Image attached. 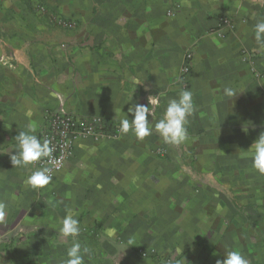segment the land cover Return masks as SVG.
<instances>
[{
	"label": "crops",
	"instance_id": "0c3cea01",
	"mask_svg": "<svg viewBox=\"0 0 264 264\" xmlns=\"http://www.w3.org/2000/svg\"><path fill=\"white\" fill-rule=\"evenodd\" d=\"M39 1L49 13L35 12L37 0H0L3 264H62L67 209L92 250L85 264H216L226 250L264 264V175L249 154L264 133V46L253 31L264 0ZM181 90L195 112L179 145L155 130L143 141L82 139L40 190L25 183L35 165L11 164L18 132L34 125L38 136L50 113L119 125L163 94L150 105L155 125Z\"/></svg>",
	"mask_w": 264,
	"mask_h": 264
},
{
	"label": "clouds",
	"instance_id": "9594fccd",
	"mask_svg": "<svg viewBox=\"0 0 264 264\" xmlns=\"http://www.w3.org/2000/svg\"><path fill=\"white\" fill-rule=\"evenodd\" d=\"M253 31L256 42L264 46V19L255 24ZM223 94L226 98L231 99L236 95V90L226 87ZM160 95L163 94L149 95L148 105L135 103L128 108L127 116L119 120L118 132L121 137L131 132L138 140L143 141L144 138L151 136L155 130L165 144L179 145L188 139V118L195 112L193 93L188 90H181L177 98L169 99L162 118L155 125H152L149 116L152 115L153 107L159 105ZM129 116L132 117L131 120L127 118ZM244 131L246 132L247 128ZM34 133V125L25 131L18 132L15 137L17 147L15 153L10 156V160L15 169H29L39 162L42 166L31 171L25 183L33 190H40L48 186L52 180L53 168L43 166V164L45 160L51 163L54 148L50 140H41ZM249 150L252 168L264 175V133L255 139ZM7 208V203L0 201V221L7 214ZM59 234L71 241L70 246L66 249V258L62 264H85L86 256L91 259L92 250L88 246L82 245L79 240L81 234L80 221L72 209L66 210V215L60 222ZM135 244V238H129L122 254L125 249ZM0 264H3L2 260H0ZM216 264H248V260L238 250H226L224 258L217 259Z\"/></svg>",
	"mask_w": 264,
	"mask_h": 264
},
{
	"label": "built area",
	"instance_id": "2783aa9c",
	"mask_svg": "<svg viewBox=\"0 0 264 264\" xmlns=\"http://www.w3.org/2000/svg\"><path fill=\"white\" fill-rule=\"evenodd\" d=\"M40 12L49 13L44 7H40ZM64 27L71 25L66 22L57 20ZM220 22L230 25L228 19H220ZM190 58V56H189ZM184 71H188L186 68ZM119 125H111L99 117H89L87 119H76L65 112H53L46 116L45 123L41 128L38 138L41 140L47 139L51 141L54 148L51 163L44 161L43 166L53 168L52 180L59 174L65 165V162L73 154V148L76 142L82 139H97L108 135V137H116L119 135ZM38 162L35 167H41Z\"/></svg>",
	"mask_w": 264,
	"mask_h": 264
},
{
	"label": "rangeland",
	"instance_id": "374dc122",
	"mask_svg": "<svg viewBox=\"0 0 264 264\" xmlns=\"http://www.w3.org/2000/svg\"><path fill=\"white\" fill-rule=\"evenodd\" d=\"M38 2H36L34 5H35V7H34V9H35V12L36 13H41V14H46L45 12H40V7L42 6V7H44V8H46L47 9V7H45V5H44V3H42V1H39V0H37Z\"/></svg>",
	"mask_w": 264,
	"mask_h": 264
}]
</instances>
